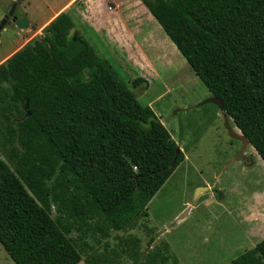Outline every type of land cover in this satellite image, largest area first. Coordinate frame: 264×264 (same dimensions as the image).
I'll return each instance as SVG.
<instances>
[{
	"label": "trees",
	"instance_id": "obj_1",
	"mask_svg": "<svg viewBox=\"0 0 264 264\" xmlns=\"http://www.w3.org/2000/svg\"><path fill=\"white\" fill-rule=\"evenodd\" d=\"M141 1L264 160V0ZM75 27L63 11L0 64V243L16 264H113L69 234L134 228L185 158L171 165L169 130ZM139 243L125 239L132 264H169ZM232 264H264V239Z\"/></svg>",
	"mask_w": 264,
	"mask_h": 264
},
{
	"label": "rangeland",
	"instance_id": "obj_2",
	"mask_svg": "<svg viewBox=\"0 0 264 264\" xmlns=\"http://www.w3.org/2000/svg\"><path fill=\"white\" fill-rule=\"evenodd\" d=\"M23 0H0V21L16 3L15 16H23ZM65 0H34L33 11L43 23ZM78 6L84 7L83 1ZM133 28L112 30L75 27L101 57L108 59L118 77L143 105H149L184 152V160L153 197L134 228L71 237L80 248L89 244L83 258L99 254L109 263L132 264L122 253L125 239L138 237L144 255L161 250L173 264H232L233 260L264 239V160L250 145L247 154L255 164L236 163L223 172V163L235 154L239 143L227 133L223 112L214 104L201 102L212 96L200 77L180 53L157 20ZM76 20V24H77ZM109 31V32H108ZM41 36V35H40ZM11 19L0 31V59L24 41ZM147 81L134 84L137 78ZM231 125L238 127L230 118ZM224 150L229 151L228 153ZM0 158L7 160L0 152ZM208 186L193 202L196 190ZM191 208L180 217L185 210ZM54 217L59 213L54 211ZM156 240L149 245L152 236ZM167 246V249L165 248ZM0 264H16L0 243ZM79 264H86L81 261Z\"/></svg>",
	"mask_w": 264,
	"mask_h": 264
},
{
	"label": "crops",
	"instance_id": "obj_3",
	"mask_svg": "<svg viewBox=\"0 0 264 264\" xmlns=\"http://www.w3.org/2000/svg\"><path fill=\"white\" fill-rule=\"evenodd\" d=\"M78 1L81 0H65L58 9L46 17L43 23H40L36 12L32 9L34 0H23L21 4L23 16L18 17L27 18L30 22V27L24 30L18 28L19 35L25 37L24 41L16 49L0 59V64L21 49L32 38L43 35L44 28L63 11H69L74 15L75 21H78L76 27L81 24L80 26L89 27L96 32L99 31L98 29L112 30L116 27L130 29L141 24L147 26L149 23L156 25V19L141 0H82L85 4L84 7L78 6ZM48 4H50V8V0H42L41 9H47Z\"/></svg>",
	"mask_w": 264,
	"mask_h": 264
},
{
	"label": "water",
	"instance_id": "obj_4",
	"mask_svg": "<svg viewBox=\"0 0 264 264\" xmlns=\"http://www.w3.org/2000/svg\"><path fill=\"white\" fill-rule=\"evenodd\" d=\"M15 9H16V3L13 5L12 9L10 10V12L8 14H6L4 16V18L0 21V31H2L4 29V27L10 22V20L12 19L16 26L19 28V29H28L30 27V22L27 18H24V17H17L14 15L15 13ZM207 103H210V104H214L218 107V109L223 112V118H224V121H225V127L229 133V135L231 137H234V138H238V139H241L244 141L245 144H248L250 143V141L248 140V138L245 136L244 133H240V132H236V130L232 127L231 123H230V116L228 115V113L225 111V106H224V103L223 101L217 97V96H210L209 98H207L206 100H204L203 102H201L199 104V106L201 105H204V104H207ZM182 151L181 147L178 146L176 148V154H175V157H174V160L172 162V166H174L177 162V159H178V155L179 153ZM229 165H224L223 166V169H222V172L228 167ZM209 187L208 186H201L199 187L196 192H195V195H194V198H193V202L198 198L200 192L204 191V190H208ZM191 208V206H188V208L185 210V212L180 216V217H183L185 215V213Z\"/></svg>",
	"mask_w": 264,
	"mask_h": 264
},
{
	"label": "flooded vegetation",
	"instance_id": "obj_5",
	"mask_svg": "<svg viewBox=\"0 0 264 264\" xmlns=\"http://www.w3.org/2000/svg\"><path fill=\"white\" fill-rule=\"evenodd\" d=\"M232 127L234 128L233 125H232ZM236 132L242 133V131L239 128H238V130H236ZM227 133H228V131H227ZM228 135H229V133H228ZM229 137L231 138V141L228 144L229 146H232V140L238 142L239 146H236V151H235V154L233 156H232V154L229 156V151L224 150L228 153L229 157L227 159H225L226 161L223 163V165L231 166V165H234L236 163H242V165L248 167V166L255 164V158L253 156H248V154H247V151H248L250 145H252V144L251 143L245 144L243 140L231 137L230 135H229Z\"/></svg>",
	"mask_w": 264,
	"mask_h": 264
}]
</instances>
